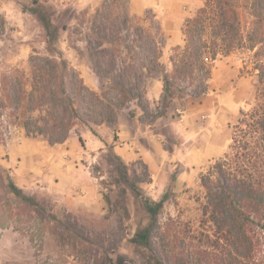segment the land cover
Wrapping results in <instances>:
<instances>
[{
    "label": "rangeland",
    "instance_id": "obj_1",
    "mask_svg": "<svg viewBox=\"0 0 264 264\" xmlns=\"http://www.w3.org/2000/svg\"><path fill=\"white\" fill-rule=\"evenodd\" d=\"M202 4L0 0V74L31 73L32 55L61 58L63 87L83 117L63 143L50 145L9 123L7 101L0 107V264H238L231 222L218 217L219 231L209 213L202 216L203 183L218 162L227 182L237 166L248 172L261 166L252 146H243L246 138L233 132L240 113L259 101L261 85L254 51L219 55L205 68L184 66L197 54L184 49L183 27ZM157 81L163 92L156 103L147 89L153 92ZM80 86L88 90V108ZM165 113L162 126L151 127ZM131 121L144 131L127 141L126 152L141 153L163 138L159 176L141 157L121 154L126 141L119 128ZM90 134L103 147L79 143L78 135ZM153 153V164L162 163ZM61 171L68 172L73 198L89 193L73 211L51 187ZM254 181L264 186V177ZM253 221L262 237L264 222Z\"/></svg>",
    "mask_w": 264,
    "mask_h": 264
},
{
    "label": "trees",
    "instance_id": "obj_2",
    "mask_svg": "<svg viewBox=\"0 0 264 264\" xmlns=\"http://www.w3.org/2000/svg\"><path fill=\"white\" fill-rule=\"evenodd\" d=\"M202 2V6L186 20L183 27L184 49L197 54V60H187L184 66L192 70L198 65L205 68L206 62L215 60L219 55L249 54L254 51L258 83L261 85L259 101L250 110L242 111L233 126L234 133L246 138L243 146H252L255 162L261 166L253 168L252 172L237 166L235 170L239 172L231 174L232 179L228 182L222 174V162L211 166L207 181L203 183L208 202L203 205L202 216L209 213L211 222L219 227V231L222 226L218 217L231 222L229 236L235 250V262L264 264V242H259V239L264 241V231L263 236L259 237L253 221L264 222V186L254 181L257 175L264 177V8L261 0ZM29 63L34 66L31 73L11 70L0 74V85H4L2 90H6L7 86V96L3 93L0 107L5 108L4 102L7 101L9 123L19 125L25 136H43L50 145L63 143L75 123L83 119L74 98L63 87V74L58 73V68L64 63L54 56L34 55L29 57ZM164 88L166 91V86ZM86 91L81 87L78 95L88 108ZM78 141L83 146V139L79 135ZM231 141L233 147L236 143L234 135ZM212 176L213 180L210 178ZM26 201L34 205V200ZM146 208L152 213L149 206ZM260 246H263L262 250ZM257 251L263 253L261 260L256 258Z\"/></svg>",
    "mask_w": 264,
    "mask_h": 264
},
{
    "label": "crops",
    "instance_id": "obj_3",
    "mask_svg": "<svg viewBox=\"0 0 264 264\" xmlns=\"http://www.w3.org/2000/svg\"><path fill=\"white\" fill-rule=\"evenodd\" d=\"M157 86L155 87V90L152 92L150 89H147V95L152 94L153 98L155 99L156 103L159 101L162 92H163V85L161 82L157 81ZM166 115L167 113H165V115H163L162 117L158 118L157 121L153 124V126L151 125V127L154 126H162V121L166 119ZM132 124H130L128 127H120L119 128V136L120 139L126 141V143H121V146H125L126 148H122V153L124 154L125 157H127V159H135V157H141L146 165H148V169L151 172H158V176L162 173L163 171V155L164 152L162 151V149H160V146L163 144L162 142V137H155V140H150L153 143L152 147H146L141 153L137 152V151H132V152H126V149H129L128 143L127 141L130 143L135 142L136 140H140V131H144L141 130V128L139 127V123L137 124V122L135 121H131ZM78 139V138H77ZM82 139L84 141V145L87 149H91V147H94L95 149L101 148L104 145V142L95 134H90L89 136H82ZM162 148V147H161ZM153 152H155L157 154V159L161 160L162 163L160 164H153L152 162V158H153ZM58 180L55 181L53 183V185L51 186L52 189L54 190H61L62 194L61 196L66 198L65 199V203L66 206L68 208L69 211H73V206L75 205L77 202L81 201L83 203H86L87 197H88V192L86 190V197H84L82 194L77 195V197L73 198V188H72V184L70 177H68V172L66 171H61L58 172V175L55 177ZM74 186V185H73Z\"/></svg>",
    "mask_w": 264,
    "mask_h": 264
}]
</instances>
